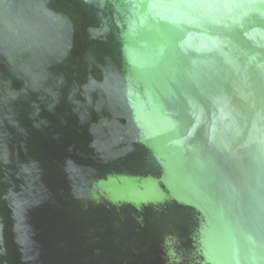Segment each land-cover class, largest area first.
I'll return each mask as SVG.
<instances>
[{
    "label": "water",
    "instance_id": "obj_1",
    "mask_svg": "<svg viewBox=\"0 0 264 264\" xmlns=\"http://www.w3.org/2000/svg\"><path fill=\"white\" fill-rule=\"evenodd\" d=\"M0 264H264V0H0Z\"/></svg>",
    "mask_w": 264,
    "mask_h": 264
}]
</instances>
